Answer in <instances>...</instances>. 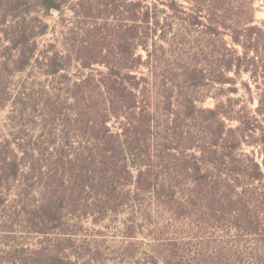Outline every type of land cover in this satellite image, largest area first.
I'll use <instances>...</instances> for the list:
<instances>
[{
    "label": "rangeland",
    "instance_id": "obj_1",
    "mask_svg": "<svg viewBox=\"0 0 264 264\" xmlns=\"http://www.w3.org/2000/svg\"><path fill=\"white\" fill-rule=\"evenodd\" d=\"M138 1L155 2L117 3ZM181 2L188 6L185 0ZM74 3L69 0L59 12L34 9L22 18L38 28L48 24L47 31L36 38L38 55L51 48L74 54L86 38L90 47L104 52L119 46L121 31H114L113 24L123 16L106 18L105 6L100 5L94 13L97 16L88 21L92 28L101 29L85 36L89 24L76 16ZM158 5L165 9L161 24L168 28L172 10L166 4ZM254 6L256 19L264 20V0H255ZM14 15L10 11L0 24V146H8V152L17 156L22 172L16 181H8L10 166L0 161V264H264V238L253 225L242 226L237 220L242 214L235 207V144L228 141L235 131L225 130V139L216 148L206 154L202 151L197 173L194 163L198 160L192 153L199 156L200 152L182 150L185 141L172 129L166 130L164 117L160 130L170 142L154 141L153 157L144 158L151 168L131 167L134 177L129 182L124 176H100L97 163L88 165L93 158L86 154L76 158L83 139L75 122L72 85L85 75L100 79L106 66L96 63L84 69L74 60L56 76L47 74L35 60L21 71L1 67L12 53L13 41L5 29L18 19ZM158 30L149 39V48H168ZM136 51L144 58L147 55L143 45ZM247 79L244 75L241 80ZM232 88L235 84L210 86L198 102L200 107L214 108L224 102L230 114H235V98L244 96L245 90L235 94ZM98 97L93 95L90 103L95 105ZM256 105L257 101L249 100V108ZM225 122L235 129V119ZM201 136L212 140L207 127ZM88 142L94 145L93 139ZM251 149L242 145L243 152ZM140 168L151 169V174L140 178ZM57 196H64L66 204L63 225L46 226L40 205Z\"/></svg>",
    "mask_w": 264,
    "mask_h": 264
},
{
    "label": "trees",
    "instance_id": "obj_2",
    "mask_svg": "<svg viewBox=\"0 0 264 264\" xmlns=\"http://www.w3.org/2000/svg\"><path fill=\"white\" fill-rule=\"evenodd\" d=\"M68 1L0 0V24L5 23L10 11L18 17L5 29L13 45L11 56L1 67L21 71L35 60L47 74L56 76L68 70L74 60L84 69L96 63L106 66L100 79L95 74L85 75L72 85L77 107L75 122L83 139L76 158L82 159L86 154V158L94 159L88 165L97 163L102 169L98 171L100 176H124L129 182V177H134L131 167H150L144 158L153 157L151 147L155 142H170L160 130L167 117L166 130L172 129L185 141L181 149L200 152L199 156L192 153L198 160L194 170L199 173L202 151L206 154L211 147L216 148L225 139V130L235 131L228 141L235 144V207L242 214L237 220L242 226L253 225L264 238V20L256 19L255 0H185L188 6L181 0H155L152 4L75 0L76 16L88 24L100 5L105 6L106 18L123 16L113 24L114 31H121L119 46L104 52L102 48L90 47V39L86 38L74 54L64 55L51 48L38 55L36 38L47 31L48 24L41 23L38 28L22 18L38 8L59 12ZM158 4H166L172 10L168 28L161 24L165 9L158 8ZM95 27L89 24L84 29L85 36L101 29ZM158 28L159 39L165 40L168 48H149V39ZM139 45L146 49L145 58L136 51ZM244 75L247 80H241ZM227 83L235 84V94L245 90L244 96L235 98V114H230L224 102L214 108L200 107L198 102L206 97L210 86ZM93 95H99L95 105L90 103ZM7 99L9 96L2 100L3 105ZM249 100L257 101L255 108H249ZM227 118L235 119V129L228 127ZM206 127L212 134L211 142L201 136ZM91 139L94 145H89ZM244 144L252 147L250 152L242 151ZM7 147L0 146V161L10 166L8 181H16L22 165ZM87 148L94 153L87 152ZM13 157L15 160L11 161ZM151 171L140 168L139 177H146ZM64 205V196L42 202L44 225H63Z\"/></svg>",
    "mask_w": 264,
    "mask_h": 264
}]
</instances>
